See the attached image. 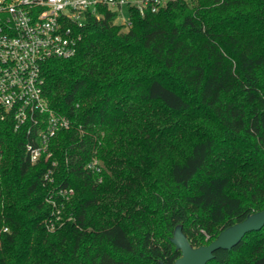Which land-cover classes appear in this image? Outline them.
Wrapping results in <instances>:
<instances>
[{
    "label": "trees",
    "instance_id": "obj_1",
    "mask_svg": "<svg viewBox=\"0 0 264 264\" xmlns=\"http://www.w3.org/2000/svg\"><path fill=\"white\" fill-rule=\"evenodd\" d=\"M114 20L89 17L75 55L43 65L69 121L51 158L31 165L25 132L1 126L0 264H174L176 225L206 246L264 210V0ZM207 264H264V227Z\"/></svg>",
    "mask_w": 264,
    "mask_h": 264
},
{
    "label": "built area",
    "instance_id": "obj_2",
    "mask_svg": "<svg viewBox=\"0 0 264 264\" xmlns=\"http://www.w3.org/2000/svg\"><path fill=\"white\" fill-rule=\"evenodd\" d=\"M172 1L178 0H0V130L10 125L25 132L31 165L51 158L50 140L69 128V121L55 115L43 98L45 62L75 55L89 17L109 12L126 30L132 13H155ZM2 158L0 143V165ZM97 165L93 159L86 168L98 171ZM51 175L48 170L44 179L52 181ZM72 194V189L58 191L66 199Z\"/></svg>",
    "mask_w": 264,
    "mask_h": 264
},
{
    "label": "water",
    "instance_id": "obj_3",
    "mask_svg": "<svg viewBox=\"0 0 264 264\" xmlns=\"http://www.w3.org/2000/svg\"><path fill=\"white\" fill-rule=\"evenodd\" d=\"M264 227V210L250 214L242 221L222 230L217 237L206 246L192 247L182 232L180 225L173 229L171 244L180 252V257L174 264H207L213 259L215 252L229 251L235 247L241 238ZM159 264H163L159 262Z\"/></svg>",
    "mask_w": 264,
    "mask_h": 264
}]
</instances>
